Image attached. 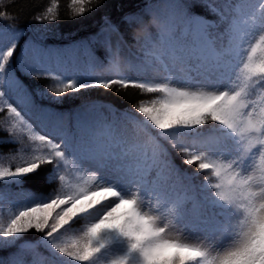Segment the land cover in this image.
<instances>
[{
	"label": "snow or ice",
	"instance_id": "1",
	"mask_svg": "<svg viewBox=\"0 0 264 264\" xmlns=\"http://www.w3.org/2000/svg\"><path fill=\"white\" fill-rule=\"evenodd\" d=\"M102 4L70 0L69 18ZM58 8L51 0L33 17L43 27L22 45L24 30H0V146H12L0 152V205H10L0 249H14L0 264H264V0H146L123 17L142 33L132 58L122 28L105 17L73 48L87 71L60 74L51 61L74 65L78 55L44 38ZM15 19L0 10V20ZM96 50L110 78L93 75L104 66ZM18 73L53 83L29 91ZM90 89L151 98L111 118L86 103L71 127L64 113L35 105ZM40 180L47 194L32 191ZM41 247L47 259H37Z\"/></svg>",
	"mask_w": 264,
	"mask_h": 264
},
{
	"label": "trees",
	"instance_id": "2",
	"mask_svg": "<svg viewBox=\"0 0 264 264\" xmlns=\"http://www.w3.org/2000/svg\"><path fill=\"white\" fill-rule=\"evenodd\" d=\"M163 0H157V3ZM190 3L196 4L198 0H189ZM211 3L219 6L223 3V0H210ZM59 8L58 14L60 18L54 23L48 25V30L44 33V38L50 47L54 49H63L67 55L73 56V48L79 45L81 42L87 43L96 33L100 32L105 25V17L109 18L112 23L117 24L123 30L126 44L131 52L139 51V44L133 41L134 36L142 35L139 28H129L123 23V17L126 15L137 14L142 11L146 0H103L102 6L89 13L86 17L70 19L71 9L69 7L70 0H58ZM51 6V0H4V4L0 7V10H6L10 15L16 17L15 20H0V30L3 28L8 29L9 25L13 28L24 30L26 35L21 38V45L25 39L38 34L39 29L43 27L40 23L35 21L33 17ZM192 12L200 13L206 17H215L205 11L203 7L195 6L191 8ZM147 19V18H146ZM48 22H45L47 24ZM4 29V30H6ZM107 30L105 29V32ZM93 49H97L96 44H92ZM94 54L100 59L107 61L102 50H96ZM86 60V57H85ZM57 62V61H56ZM59 64V63H57ZM70 63H65L64 66H68ZM51 69L60 74L59 68L50 63ZM22 85L27 90H33L37 87L41 90L45 89L49 84L53 83L50 80H40L35 78H27L21 73H18ZM110 78V77H109ZM49 95H51L49 93ZM149 95L140 96L138 90H104V89H90L86 92L78 94H67L63 97L62 103L56 104L50 99L41 97L35 98L36 107H43L48 112L64 113L65 125L71 127L72 120L71 115L80 111L81 107L89 102H95L106 117H110V112L106 110L109 106L112 111L116 113H122L124 110H132V106L139 99H150ZM110 110V111H111ZM7 113L0 114V137H6L7 133L3 130L5 125L3 124L4 117ZM12 146H0V152L7 154L9 148ZM177 164L180 163L179 157L176 160ZM188 168V166H184ZM33 192H43L47 194L52 189L45 185L42 180L34 182L32 185ZM15 191V189H13ZM37 235L32 232L25 236L24 239H33ZM13 248L0 249V259L5 262L9 261ZM40 256L37 259L48 258V253L41 247L38 248Z\"/></svg>",
	"mask_w": 264,
	"mask_h": 264
},
{
	"label": "rangeland",
	"instance_id": "3",
	"mask_svg": "<svg viewBox=\"0 0 264 264\" xmlns=\"http://www.w3.org/2000/svg\"><path fill=\"white\" fill-rule=\"evenodd\" d=\"M211 19L212 20H215L216 17H212ZM2 30H4V28ZM124 53H125L126 56H128V58H132L131 53L128 50H124ZM74 55H78V60L73 65L74 67H73L72 70L79 69L80 71H87V70L84 69L85 66H83L82 61H81V55L82 54H77V53L74 52ZM121 59H123V57H121ZM51 62H52V64L54 66H56L57 68H59L60 71H63L62 64H57V62H56L55 59H53ZM109 74H112V73L109 72L108 66H105V67L104 66L103 67H97V68H95V70L93 72V75H95V76H104V75H109ZM100 111L103 112V109L100 108ZM130 111H132V110H130ZM103 114L105 115L104 112H103ZM111 115H112V113H111ZM109 118H111V117H109ZM9 208H10V205L7 204V203L0 205V221H6V219L8 217V214H9ZM35 234L37 236L39 235L37 233H35Z\"/></svg>",
	"mask_w": 264,
	"mask_h": 264
}]
</instances>
